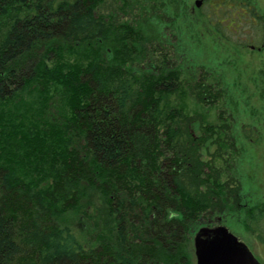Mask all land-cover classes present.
<instances>
[{
	"label": "trees",
	"instance_id": "1",
	"mask_svg": "<svg viewBox=\"0 0 264 264\" xmlns=\"http://www.w3.org/2000/svg\"><path fill=\"white\" fill-rule=\"evenodd\" d=\"M102 4L0 0V264H192L193 226L227 211L189 120L192 105L219 98L177 69H141L142 37ZM197 11L221 40L262 47L251 1L204 0ZM92 201L99 234L83 242L69 217ZM238 208L264 245V201Z\"/></svg>",
	"mask_w": 264,
	"mask_h": 264
},
{
	"label": "rangeland",
	"instance_id": "2",
	"mask_svg": "<svg viewBox=\"0 0 264 264\" xmlns=\"http://www.w3.org/2000/svg\"><path fill=\"white\" fill-rule=\"evenodd\" d=\"M169 1L172 0H103L99 12L128 24L135 38L142 37L149 62L137 59L141 69L150 63L153 67L177 69L190 86L203 79L212 87L218 101L208 107L191 104L189 120L194 121L195 136L203 137L207 144L202 160L211 162L217 171L209 182V188L216 191L214 201L227 204L229 209L223 214L215 208L202 222L228 227L264 264V245L248 232L245 215L240 207L237 209L239 205L253 207L264 201V43L259 49L227 43L197 11L196 2L200 0H178L177 11L161 8ZM249 1L264 16V0ZM202 122L209 125L208 131H200ZM216 184L219 187L215 189ZM97 205L93 201L87 204L86 216H81V209L69 217L83 242L99 234L95 225L101 220ZM89 216L93 219H87ZM199 225H194L189 235L192 264H196L195 235L208 226Z\"/></svg>",
	"mask_w": 264,
	"mask_h": 264
},
{
	"label": "water",
	"instance_id": "3",
	"mask_svg": "<svg viewBox=\"0 0 264 264\" xmlns=\"http://www.w3.org/2000/svg\"><path fill=\"white\" fill-rule=\"evenodd\" d=\"M201 4L196 2V7ZM194 246L196 264H261L247 244L224 225L200 229Z\"/></svg>",
	"mask_w": 264,
	"mask_h": 264
},
{
	"label": "flooded vegetation",
	"instance_id": "4",
	"mask_svg": "<svg viewBox=\"0 0 264 264\" xmlns=\"http://www.w3.org/2000/svg\"><path fill=\"white\" fill-rule=\"evenodd\" d=\"M200 1H202V4L200 7H196L197 10H199L203 6L204 0H200ZM252 49H254V48H252Z\"/></svg>",
	"mask_w": 264,
	"mask_h": 264
}]
</instances>
